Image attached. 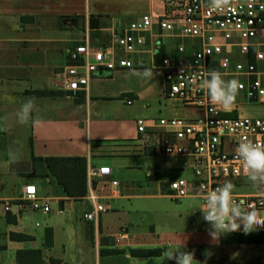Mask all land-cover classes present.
Wrapping results in <instances>:
<instances>
[{
	"label": "crops",
	"instance_id": "1",
	"mask_svg": "<svg viewBox=\"0 0 264 264\" xmlns=\"http://www.w3.org/2000/svg\"><path fill=\"white\" fill-rule=\"evenodd\" d=\"M36 1L0 0V264H16L18 251L33 250L40 252L41 264H174L167 254L178 251L194 252V264H264V243L225 242L229 234L243 231L224 234L215 242L201 230L188 238H160L131 219L123 206L125 201L151 197L128 187H140L142 182L132 172L153 166L161 129L151 124L160 118L191 121L202 116L192 107L164 99L159 69L165 57L190 56L194 40L181 37L176 28L167 32L155 27L151 36L145 34L142 52L124 55L115 49L116 56L128 58L133 68L93 73L87 89L73 96L53 86L74 47L85 43L92 50L109 48L112 30L143 14H163L165 1ZM258 40L264 51V35ZM233 60L244 57L235 55ZM145 69L153 71L151 79L139 75ZM260 70L264 72V63ZM29 97L35 98L32 119L21 125L15 114ZM221 116L264 118V102H249L238 92L234 106L221 108ZM137 119L146 121L144 133L137 132ZM10 151L18 157L17 163H9ZM32 157L85 158V195L67 196L44 162L33 164ZM183 159L192 171L189 159ZM158 166L185 171L184 165L173 162ZM99 167H109L110 176L90 178L89 170ZM152 173L144 171L145 183L155 180ZM180 178L156 180L158 188L164 184L167 191L157 196L170 198L168 183ZM185 179L191 181L192 176ZM112 180L118 184L115 189ZM232 184L233 193L264 194L246 177ZM27 186H34L37 196L48 202V213L15 207ZM91 197L111 213L100 214L96 222L84 220L83 214L92 208ZM7 204L12 211H5ZM122 227L132 237L116 245L112 237ZM130 249L161 252L134 257Z\"/></svg>",
	"mask_w": 264,
	"mask_h": 264
},
{
	"label": "built area",
	"instance_id": "2",
	"mask_svg": "<svg viewBox=\"0 0 264 264\" xmlns=\"http://www.w3.org/2000/svg\"><path fill=\"white\" fill-rule=\"evenodd\" d=\"M164 1L167 10L163 14H143L123 28L112 30L109 48L92 50L85 43L74 47L53 86L73 96L87 89L93 73L133 68L128 58L116 56L115 49L124 55L142 52L145 34L151 36L155 27L167 32L176 28L181 37L194 40L190 56L165 57L159 69L164 77V99L192 107L202 116L191 121L160 118L151 127L161 129L156 136L158 155L187 158L192 165L191 181L180 178L168 183L170 198L196 197L203 205L205 187L211 190L222 186L226 179L246 177L237 158L240 143L264 146V118L221 116V108L210 104L205 91L198 86L202 76L216 70L226 81L237 80L238 92L247 101L264 102V72L260 70L264 51L258 40L264 35V0H235L234 6L222 12L210 10L208 0ZM235 55L244 60H233ZM135 123L138 133H144L148 127L144 119ZM88 175L92 179L109 177L110 168L90 169ZM110 186L115 189L118 184L112 180ZM233 198L242 208L254 205L264 216V194L233 193ZM91 200L92 208L83 214V219L96 222L100 214L110 209L93 197ZM15 207L49 212L48 202L37 196L34 186L24 187ZM4 209L12 211L11 204ZM131 237L128 228L122 227L112 238L120 245Z\"/></svg>",
	"mask_w": 264,
	"mask_h": 264
},
{
	"label": "clouds",
	"instance_id": "3",
	"mask_svg": "<svg viewBox=\"0 0 264 264\" xmlns=\"http://www.w3.org/2000/svg\"><path fill=\"white\" fill-rule=\"evenodd\" d=\"M235 0H208L209 9L222 12L234 6ZM144 78L151 79L154 73L151 69H145L140 73ZM199 88L204 90L208 101L213 106L222 109H230L234 106L239 82L235 79L225 80L222 73L211 70L202 76ZM35 107V98L29 97L21 104L16 112L17 123L24 125L32 119ZM237 158L242 171L254 189H264V146L252 142H242L237 148ZM9 163H17L18 157L9 152ZM235 186L231 182H225L215 189L204 188V204L198 210L202 213L203 220L210 225L208 234L212 241H218L224 234L238 232L242 229L245 235L264 228V216L254 207L249 205L242 208L233 198ZM169 261L174 264H194V252L178 251L167 254ZM206 264V262H205Z\"/></svg>",
	"mask_w": 264,
	"mask_h": 264
},
{
	"label": "rangeland",
	"instance_id": "4",
	"mask_svg": "<svg viewBox=\"0 0 264 264\" xmlns=\"http://www.w3.org/2000/svg\"><path fill=\"white\" fill-rule=\"evenodd\" d=\"M39 1L41 0H37L36 3ZM238 58L239 57H237V59ZM154 149L156 150V146H154ZM172 162L176 163L177 166L178 164L184 165L185 171L182 172L179 169L173 167L164 170H160L159 166L155 168L158 163L172 164ZM150 166V168L144 167L139 171L132 172L135 175L140 176V180L142 182L139 185L140 187L135 185L128 187H132V192L151 195V197L125 201L123 203L124 209L131 213V219L137 222L139 221V223H143L142 228L147 230V232L152 230L157 234L156 236H159L160 238H174L183 236L188 238L191 237V234L200 232L199 230L202 232H208L210 225L203 220L202 213L198 210V208L203 206L199 199H172L168 197L157 196L158 194H163L167 191L164 190V184H162V189H159L156 180L161 181L177 177H183V179H185V177L193 176L192 171H190L189 168L186 169V162L183 157L161 156L156 154V156H154L153 166ZM143 170H151L153 172L152 176L155 178V180L152 183H145L146 179L144 177ZM233 180L235 179H226L224 183H232ZM109 213L111 212H107L106 215ZM149 227L151 229H149Z\"/></svg>",
	"mask_w": 264,
	"mask_h": 264
},
{
	"label": "trees",
	"instance_id": "5",
	"mask_svg": "<svg viewBox=\"0 0 264 264\" xmlns=\"http://www.w3.org/2000/svg\"><path fill=\"white\" fill-rule=\"evenodd\" d=\"M30 94H39L30 92ZM37 161L44 162L46 168L56 182L62 187L65 194L69 197L84 196L86 193L85 170L86 160L81 157L62 158L48 157L45 159H37L32 157L33 164ZM27 238V237H22ZM225 242L242 244V243H264V231H253L247 235L244 233L229 234ZM117 251H109L101 253H111ZM160 249H130L129 253L134 257H151L158 256ZM40 252L18 251L16 253V264H41Z\"/></svg>",
	"mask_w": 264,
	"mask_h": 264
}]
</instances>
